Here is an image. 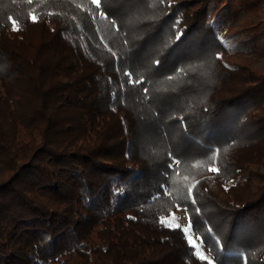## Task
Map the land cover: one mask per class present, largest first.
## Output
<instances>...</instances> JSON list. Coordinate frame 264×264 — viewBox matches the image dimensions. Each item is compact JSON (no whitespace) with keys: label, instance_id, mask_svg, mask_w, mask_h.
I'll list each match as a JSON object with an SVG mask.
<instances>
[{"label":"trees","instance_id":"trees-1","mask_svg":"<svg viewBox=\"0 0 264 264\" xmlns=\"http://www.w3.org/2000/svg\"><path fill=\"white\" fill-rule=\"evenodd\" d=\"M231 2L0 0V264H209L178 208L214 264H264V76L222 60Z\"/></svg>","mask_w":264,"mask_h":264},{"label":"rangeland","instance_id":"rangeland-1","mask_svg":"<svg viewBox=\"0 0 264 264\" xmlns=\"http://www.w3.org/2000/svg\"><path fill=\"white\" fill-rule=\"evenodd\" d=\"M247 3L250 6H246ZM220 6L221 9L216 10L212 18L218 36L229 48V52L221 55L222 60L235 66L246 67L258 75L264 76V0H232L231 5L228 6H234L231 10L235 11L236 9L235 12H230L225 8V5H219V8ZM250 33L255 35L252 38L254 40L248 38ZM253 169L262 171L258 165H255ZM165 222L169 226L180 227L182 231L189 227L187 216L182 208L176 209L165 219ZM184 234L189 244L194 247L196 255L199 258L204 256L205 260L214 264L208 250L191 230V227Z\"/></svg>","mask_w":264,"mask_h":264},{"label":"snow or ice","instance_id":"snow-or-ice-1","mask_svg":"<svg viewBox=\"0 0 264 264\" xmlns=\"http://www.w3.org/2000/svg\"><path fill=\"white\" fill-rule=\"evenodd\" d=\"M29 2H31V0H29ZM91 2H92V4L96 5L97 8L100 7V0H91ZM100 15H101V16H106V14L103 13V12H101ZM9 19H11V17H10ZM32 20H33V22H35V21H36V17L33 16V17H32ZM13 30H14V31L18 30V29L15 27V21H13ZM125 75L129 77V79H128V83H129V84H141V83H143V81L133 80V79H132V74H131L130 72H125ZM144 91L147 92L148 89L145 87V88H144ZM178 164H179V160H178L177 158L171 156V154H170V156H169V164H168V168H169V170L171 171V170L174 168V166H176V165H178ZM210 170H211V171H217V169H210ZM162 188H163V190H165V191L167 190L166 187H164V186H162ZM193 204H195V200H193ZM197 211H199V209H197ZM189 227H191V221H190V223H189ZM189 227L184 228L183 231H184L185 233H187V232L189 231ZM197 254L199 255V253H197ZM200 259H206V257H204V256H200ZM209 264H211V261H209Z\"/></svg>","mask_w":264,"mask_h":264}]
</instances>
